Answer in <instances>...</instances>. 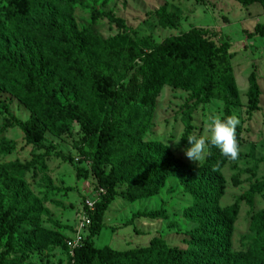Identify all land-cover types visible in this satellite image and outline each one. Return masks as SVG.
I'll use <instances>...</instances> for the list:
<instances>
[{
	"label": "rangeland",
	"instance_id": "rangeland-1",
	"mask_svg": "<svg viewBox=\"0 0 264 264\" xmlns=\"http://www.w3.org/2000/svg\"><path fill=\"white\" fill-rule=\"evenodd\" d=\"M67 1L34 5L24 25L45 27L57 18H70L92 52L98 41L111 46L139 42L150 46L193 29L204 31V39L214 46H227L232 83L239 98V105L231 109V115L240 120L238 159L228 160L216 175L205 170V159L199 164L189 161L184 155V149L190 147L187 137L202 135L211 115L222 117L223 104L215 99L199 103L186 89L163 85L141 140L144 156L132 176L153 179L164 163L174 159L182 162L196 181L221 178L224 195L219 208L226 211L234 204L238 208L232 222L231 251L249 249L255 238L251 216L264 218V190L254 194L252 205L245 199L252 187L264 188V38L253 35L254 26L264 23L261 5H244L237 0H69L72 3L68 10L67 3L63 4ZM5 7L0 0V19L8 24ZM162 7L173 15L175 28L158 25L155 15ZM37 41V37L24 30L18 37L0 35V48L18 57L36 47ZM141 66L142 62L137 60L116 88L129 102L136 99L142 84ZM251 75L260 91L254 111L249 110L247 97ZM8 84L9 80H0V206L12 218L30 211L24 220L14 223L12 234L2 237L0 254L5 253L6 258L18 260L19 264H71L65 238L75 232L85 201L98 202L100 194L87 156L89 137L75 121L67 123V133L53 135L46 125L36 121L32 104L11 94ZM58 97L65 103L61 95ZM92 108L94 113L107 110L95 103ZM26 123L34 130L26 133L18 126ZM34 157L41 163L21 173L12 170L15 164H27ZM103 169L108 174L111 164L103 165ZM184 181V177H169L154 195L135 201L126 199L124 185L115 184L114 199L104 211L94 246L120 252L144 248L158 237L167 246L184 250L191 231L204 226L216 228L218 221L211 225L193 221V198L184 189ZM16 186H21L22 193L15 191ZM150 213L158 215L153 219Z\"/></svg>",
	"mask_w": 264,
	"mask_h": 264
},
{
	"label": "trees",
	"instance_id": "trees-1",
	"mask_svg": "<svg viewBox=\"0 0 264 264\" xmlns=\"http://www.w3.org/2000/svg\"><path fill=\"white\" fill-rule=\"evenodd\" d=\"M5 2L6 20L0 19V35L18 37L24 30L38 38L36 47L22 56H15L0 48V80H9V92L33 106L36 121L47 126L55 136L68 132V122L75 121L89 137V153L92 171L104 190L95 203L91 215L89 234L71 256V264H262L264 263V218L251 216V230L255 233L253 245L246 251L233 252L230 248L232 222L237 215V205L226 211L219 208L224 195V182L219 177H206L196 181L182 162L171 159L164 163L159 174L152 177L132 176V171L144 156L141 140L146 133L155 110V100L163 85L186 89L190 97L199 103L218 100L223 104V115H231V109L239 105L233 87V72L226 45L216 47L204 39V31L193 29L150 46L122 43L111 46L96 42L89 50L70 18H57L49 26H25L23 21L31 14L34 5L50 4L52 0H2ZM244 5L260 4L264 12V0H237ZM70 9L72 1L64 2ZM158 25L173 29L176 21L162 7L156 12ZM121 24L120 20H116ZM253 35L264 38V23L254 26ZM44 39V42H40ZM46 42V43H45ZM44 46H41L43 45ZM142 62V84L137 97L129 102L116 88L134 67ZM61 95L65 103L61 102ZM260 91L254 75L249 77L247 92L249 110L258 107ZM107 108L104 113L93 111V104ZM8 125H11L6 120ZM26 133L34 130L30 123L18 124ZM236 138L240 146L236 129ZM204 168L210 174H219L226 162L219 150L210 147ZM34 157L27 164H15L12 170L21 173L34 164L41 163ZM219 161V167L216 168ZM264 161V158H263ZM111 164L108 174L103 165ZM215 168V170H214ZM169 177H184V189L192 196L190 208L194 222L211 225L190 232L186 249L169 247L158 237L151 239L141 249L114 251L109 247L97 248L93 239L102 227L104 211L114 199V185L125 186L129 201L154 195ZM236 183V182H235ZM16 192L22 193L21 186ZM264 190L254 186L246 199L252 205L255 193ZM12 218L0 206V241L12 234L14 223L24 216ZM226 215H223L224 213ZM158 214L150 213L155 219ZM66 241V238H65ZM66 252L68 253L65 244ZM0 264H19L18 260L0 254Z\"/></svg>",
	"mask_w": 264,
	"mask_h": 264
},
{
	"label": "clouds",
	"instance_id": "clouds-1",
	"mask_svg": "<svg viewBox=\"0 0 264 264\" xmlns=\"http://www.w3.org/2000/svg\"><path fill=\"white\" fill-rule=\"evenodd\" d=\"M239 123L240 120L236 115L226 117L211 115L202 135L193 134L187 137L190 147L184 149L185 157L189 161L199 164L206 156L211 155L210 147H215L223 157L236 161L240 151L236 138V129ZM218 167L219 161L216 165V168Z\"/></svg>",
	"mask_w": 264,
	"mask_h": 264
},
{
	"label": "built area",
	"instance_id": "built-area-1",
	"mask_svg": "<svg viewBox=\"0 0 264 264\" xmlns=\"http://www.w3.org/2000/svg\"><path fill=\"white\" fill-rule=\"evenodd\" d=\"M100 194L97 198L102 194L103 189L100 188ZM98 200V199H97ZM95 201L86 200L85 206L82 207V215L79 219L78 225L76 226V230L70 237L66 238L65 244L68 249V253L72 256L74 251L78 249L86 236L89 234V229L91 225V215L94 212Z\"/></svg>",
	"mask_w": 264,
	"mask_h": 264
}]
</instances>
